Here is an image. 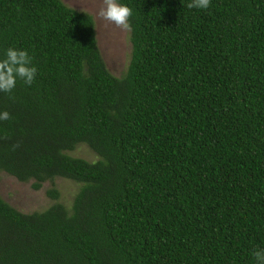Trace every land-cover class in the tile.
I'll return each instance as SVG.
<instances>
[{"label":"trees","instance_id":"16d2710c","mask_svg":"<svg viewBox=\"0 0 264 264\" xmlns=\"http://www.w3.org/2000/svg\"><path fill=\"white\" fill-rule=\"evenodd\" d=\"M131 56L106 68L93 17L0 0V60L37 74L0 92V173L50 205L0 197V264H257L264 250V0H117ZM92 161L71 156L80 146ZM57 179L75 184L69 199Z\"/></svg>","mask_w":264,"mask_h":264},{"label":"rangeland","instance_id":"374dc122","mask_svg":"<svg viewBox=\"0 0 264 264\" xmlns=\"http://www.w3.org/2000/svg\"><path fill=\"white\" fill-rule=\"evenodd\" d=\"M66 6L87 13L93 17L95 23V37L99 52L103 58L107 70L119 77L126 70L129 60L131 45L128 39L129 31H121L113 26H106L105 22L97 18L100 0H61ZM72 157L92 161L95 156L86 146H80L70 153ZM31 182L21 183L15 178L0 173V197L23 213H32L44 210L50 205V199L46 196V190L50 188L44 184L39 191H34ZM55 189L60 190L61 198L69 199L75 184L66 179H57L54 182Z\"/></svg>","mask_w":264,"mask_h":264},{"label":"clouds","instance_id":"9594fccd","mask_svg":"<svg viewBox=\"0 0 264 264\" xmlns=\"http://www.w3.org/2000/svg\"><path fill=\"white\" fill-rule=\"evenodd\" d=\"M211 0H191L187 5L189 9H208ZM97 18L111 25L117 30L131 31L129 18L132 10L117 2V0H100V6L96 13ZM37 68L32 66V58L25 50L9 48L5 53V59L0 60V92L11 93L16 86L17 79L24 84L31 86L35 80ZM11 118L10 113H0V121H7ZM254 256L257 264H264V250H255Z\"/></svg>","mask_w":264,"mask_h":264}]
</instances>
